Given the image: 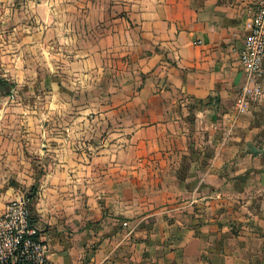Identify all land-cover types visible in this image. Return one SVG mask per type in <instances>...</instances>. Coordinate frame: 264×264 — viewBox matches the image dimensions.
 Wrapping results in <instances>:
<instances>
[{
	"label": "crops",
	"instance_id": "obj_1",
	"mask_svg": "<svg viewBox=\"0 0 264 264\" xmlns=\"http://www.w3.org/2000/svg\"><path fill=\"white\" fill-rule=\"evenodd\" d=\"M72 1L37 6L48 26L64 28L58 70L79 76L74 91L96 95L99 69L112 70L98 43L129 50L144 76L131 99L136 144L85 165L78 148L50 143L34 100L0 98V214L32 194L49 264H264L250 253L264 249V94H243L239 54L258 0H119L121 14L108 3L100 34L92 14L77 25L82 5L97 11L94 0Z\"/></svg>",
	"mask_w": 264,
	"mask_h": 264
},
{
	"label": "rangeland",
	"instance_id": "obj_2",
	"mask_svg": "<svg viewBox=\"0 0 264 264\" xmlns=\"http://www.w3.org/2000/svg\"><path fill=\"white\" fill-rule=\"evenodd\" d=\"M52 1L55 5L66 1L75 2ZM41 2L42 0H0V98L12 101L21 96L34 100L40 112L46 111L44 116L41 115L42 118L44 120L47 118V123L49 120L51 122L49 135L54 134V137H51L50 143H55V146L61 143L65 147L78 148L80 154L76 155V159L81 163L88 165L93 162L94 165L104 166L105 162L116 161L119 149L124 148L127 151L136 144L133 128L138 125L136 121L138 107L135 102L131 103V99L137 98L138 86L144 76L134 66L135 60L131 59L133 55L129 50L124 53L116 48L107 51L105 44L99 42V51L103 54L102 58L99 57V62L103 67L105 62L112 64L111 73L106 72L104 68L99 69L96 75L98 81L96 95L93 92L89 95V92L86 93L84 90L74 91L72 86L76 85L74 82L80 81L79 76L67 73L65 75L63 74L65 71L58 70L63 63L60 57L63 56L61 52L65 44L60 42L59 38L64 28L61 27L62 25L58 26L55 19L50 21L55 20L53 26H48L46 21L41 19V13L37 9ZM94 2L92 6H97L96 12L92 9L90 13L89 5H82V10L77 12V25L83 28L92 23L93 28V24L98 21L100 27L97 30L100 34L102 32L100 29L104 28L101 24L108 20L106 15L108 3L114 6V13L120 14L121 6L124 4L119 0L113 2L94 0ZM126 3H129V0H126ZM52 13L58 16L60 11H52ZM74 13L75 11L71 10V14ZM90 14L95 21L88 23L89 19L85 15ZM129 21L132 23L131 18ZM67 30L71 32L74 30L73 23ZM47 41L49 43H46ZM68 46L74 45L72 43ZM45 53L47 55H44ZM29 70L32 72L27 73ZM82 80L88 83L87 76L82 77ZM58 83L69 84L71 88L60 90ZM46 84L55 87L48 91ZM90 100L92 104L88 105ZM193 121L190 120L191 127L194 125ZM153 124H145L147 128L149 127V132L154 130ZM56 137L61 138L60 141L55 139ZM111 152H113L111 159L106 160ZM71 158L73 159L74 156ZM89 173L88 169L80 172L82 176L87 177ZM249 178L247 175L246 179ZM258 207H264V203L258 204ZM261 222L264 228V220ZM262 232L261 239L257 240L259 248L264 246V231ZM250 253L257 255L263 262L264 249Z\"/></svg>",
	"mask_w": 264,
	"mask_h": 264
},
{
	"label": "built area",
	"instance_id": "obj_3",
	"mask_svg": "<svg viewBox=\"0 0 264 264\" xmlns=\"http://www.w3.org/2000/svg\"><path fill=\"white\" fill-rule=\"evenodd\" d=\"M245 24L248 33L239 50L248 77L243 94L258 99L264 94L261 84L264 75V0H258L256 10L247 17ZM30 204L28 195L16 196L5 204L0 214V264H49V246L38 234Z\"/></svg>",
	"mask_w": 264,
	"mask_h": 264
},
{
	"label": "trees",
	"instance_id": "obj_4",
	"mask_svg": "<svg viewBox=\"0 0 264 264\" xmlns=\"http://www.w3.org/2000/svg\"><path fill=\"white\" fill-rule=\"evenodd\" d=\"M28 197H29V198L32 197V194L29 193V194H28Z\"/></svg>",
	"mask_w": 264,
	"mask_h": 264
}]
</instances>
